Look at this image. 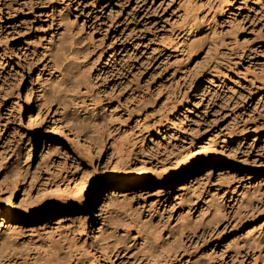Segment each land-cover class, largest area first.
I'll return each instance as SVG.
<instances>
[{"label": "rangeland", "instance_id": "374dc122", "mask_svg": "<svg viewBox=\"0 0 264 264\" xmlns=\"http://www.w3.org/2000/svg\"><path fill=\"white\" fill-rule=\"evenodd\" d=\"M231 2L0 0V206L14 182L18 212L0 238L78 264H142L162 237L192 263L264 264V0ZM64 36L83 64L66 83ZM207 142L189 171L178 154Z\"/></svg>", "mask_w": 264, "mask_h": 264}, {"label": "bare ground", "instance_id": "6f19581e", "mask_svg": "<svg viewBox=\"0 0 264 264\" xmlns=\"http://www.w3.org/2000/svg\"><path fill=\"white\" fill-rule=\"evenodd\" d=\"M228 3L231 2V0H226ZM232 3V2H231ZM78 44L73 41L71 37L64 36L62 40L58 42V45L53 50V58L55 57L56 60L64 58L66 61L64 72L63 70L60 71V75L63 76V83H66L67 81H70V79L76 77L75 69L80 70L82 69V65L80 63V57L81 54V48H78ZM79 73V72H78ZM84 71L81 73L82 76ZM54 91V89H53ZM56 92V91H54ZM264 101V98H261ZM260 99V100H261ZM44 107L39 108V112L35 115H33V122L34 123H40V121L44 120V116H41L45 112ZM158 125H164L162 123H158ZM58 127V130L61 131L60 125H56ZM164 131V130H160ZM161 133V132H160ZM211 142H207V144H200L197 145L196 143H193L192 147L181 151L178 154V158L182 160L183 163H185V168H187L189 171H193L200 165L204 163L206 159L209 158L207 154V146H209ZM94 188L91 191L92 198L94 197L95 190L98 189V187L101 185V183L94 182ZM2 186V183H1ZM14 182L8 186L11 194L8 196L7 199V208L8 213L7 215L2 212V205L0 206V227H3L4 222H9L10 220L16 219L18 217L17 209L14 207V205L11 202V199L14 195ZM78 189V195L76 200L80 199L81 197H84L86 199V192H88L87 186L85 184H81L79 186H76ZM114 189H111L105 193L106 197L103 200V206L102 209H106L109 205L116 202L118 198H114L118 193L114 192ZM58 197L61 198V195H58ZM146 225V224H145ZM145 225L142 227L139 226V224L133 225V229L135 231H138L139 235L144 234V228ZM122 229L124 232L130 231V223H127L122 226ZM170 233V232H169ZM249 232L246 234L248 235ZM171 234V233H170ZM193 236V234H189L187 238L190 236ZM191 236V237H192ZM184 240H177V239H164L162 237L161 241L157 246H155L153 249H148L146 255H145V262L143 261L142 264H197L198 262H191L190 260L185 261V253L181 252L182 245ZM190 241V239H189ZM259 242V241H258ZM125 246V240L124 238L118 239L116 241L115 247L117 248V251L123 250L124 251ZM187 250V249H183ZM264 262V258L262 259ZM79 263V253L76 249L72 247H68L66 245H63L62 247H57L53 244L50 245H41L36 250L28 249L27 251H18V248L12 244V242H8L7 240H4L0 238V264H78Z\"/></svg>", "mask_w": 264, "mask_h": 264}]
</instances>
